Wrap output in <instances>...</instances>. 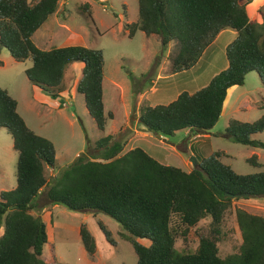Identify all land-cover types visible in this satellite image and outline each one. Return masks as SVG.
Masks as SVG:
<instances>
[{"label": "trees", "instance_id": "trees-1", "mask_svg": "<svg viewBox=\"0 0 264 264\" xmlns=\"http://www.w3.org/2000/svg\"><path fill=\"white\" fill-rule=\"evenodd\" d=\"M57 3L0 0V48L5 47L17 61L31 58V65L24 70L28 80L54 96L66 90V66L74 61L83 63L75 89L83 95L89 115L103 132L108 115L103 104L101 49L82 44L42 49L32 40L34 32L56 11ZM137 3L138 19L125 25L128 36L139 29L146 36L159 35L163 47L174 41L168 74L193 67L220 30L236 31L225 48L226 67L206 85L193 92L182 90L167 103L140 108L138 122L148 131L163 136L178 130L206 132L221 115L228 88L243 85L250 71H256L264 85V21L250 19L245 0ZM79 9L91 16L87 3ZM0 127L10 135L17 154L15 187L0 191V264L56 261L55 257H41L47 243L46 224L31 213L42 193L44 204L102 212L116 220L123 230L121 235L132 244L135 264H264V216L260 214L236 208L240 242L225 256L219 254L218 247L232 201L264 196V166L255 154L248 160L263 167L253 173L236 172L220 159V151L200 158L196 155L197 166L186 171L159 162L139 146L123 152L125 142L113 140L111 134L97 138L92 147L86 136L91 151L79 154L49 181L47 170L56 164L54 144L26 124L17 111V100L1 86ZM225 131L234 142L264 148V140L256 136L264 131V112L252 122L231 118ZM206 218L208 221L200 225ZM98 226L113 244L111 232L101 221ZM190 230L196 247L178 249L176 238L187 236ZM79 235L85 250L92 254L95 239L85 223L80 225Z\"/></svg>", "mask_w": 264, "mask_h": 264}, {"label": "rangeland", "instance_id": "rangeland-1", "mask_svg": "<svg viewBox=\"0 0 264 264\" xmlns=\"http://www.w3.org/2000/svg\"><path fill=\"white\" fill-rule=\"evenodd\" d=\"M245 1L250 9L261 7L260 12H264V0ZM84 3L88 4L91 16L80 12L79 8ZM137 19V0H58L56 11L32 35L34 43L42 49L69 45V42L101 49L104 58L103 104L108 115L103 132L97 129L89 115L83 95L75 89L83 63L74 61L66 66L64 82L67 91L54 96L28 80L24 70L31 65V58L17 61L5 47L0 48V86L17 100V111L26 124L54 144L56 164L47 170L49 181L74 162L79 154L91 151L86 136L92 147L94 141L104 134L125 142L123 152L139 146L159 162L186 171L197 166L194 163L196 155L200 158L214 151H220V159L238 173L261 170L264 148L234 142L225 131L231 118L252 122L264 112V85L256 71L248 72L244 84L233 88L229 95L231 104L224 107L222 115L206 132L178 130L171 136H159L138 122L142 106L167 103L182 90L193 92L201 84L196 73L202 74L203 71L196 70L202 67L200 65L168 74V56L175 49L174 41L163 47L159 35L146 36L139 29L133 36H128L126 23ZM225 39L224 36L218 38L209 46L203 61L216 53L222 64L226 60ZM216 67L212 60L211 64L204 66V71L207 70L204 73L208 74ZM39 94L44 96L42 100ZM256 136L264 140V131ZM253 154L263 166L253 165L248 160ZM16 159L12 139L0 127V190L15 187ZM42 195L38 196V205L31 211L42 218L47 228L48 242L42 258L52 260L55 257L54 264H135L137 256L132 244L123 238V230L116 220L102 212L72 211L61 204H44ZM238 207L264 216V196L232 201L222 226L224 237L218 242L221 256L232 252L240 242L235 217ZM99 221L111 232L113 244L106 240L98 226ZM207 221V218L203 219L199 224ZM82 223L95 239L96 248L92 254L85 250L80 239ZM190 233L191 230L187 236L176 238L178 249L196 247ZM138 241L149 243L143 238H138Z\"/></svg>", "mask_w": 264, "mask_h": 264}, {"label": "crops", "instance_id": "crops-1", "mask_svg": "<svg viewBox=\"0 0 264 264\" xmlns=\"http://www.w3.org/2000/svg\"><path fill=\"white\" fill-rule=\"evenodd\" d=\"M246 10H247V13H248L250 19H254L255 21H257L259 23L264 21L263 20L264 19V16H263L264 12H260L261 11V7H256V8L250 9L249 8V4L247 2L246 3ZM223 36L226 38L224 40L225 41L224 49H225L226 45L235 38L236 31L233 30V29H230V28H226V29L220 30V32L216 35V37L212 40V42L204 49V51H203L202 55L200 56V58L198 59L197 63L193 67H191V68H196V66L202 65V67H198V69H196V70L203 71V73L202 74H197L196 73V77L201 81V84H198V86H197V88H195V90H197L198 88L206 85L209 82L210 78L215 73L219 72L220 70H222L223 68L226 67L227 61L224 60V62H222V64H221V59L219 57H216V53L215 54L213 53L212 56H210V58L207 61H203V59H202V57H206V50H208V47L211 46L215 41H217L218 38H223ZM68 44H70V42ZM212 60H213V63L215 64V67H216V65H218V66L216 68H213V70L208 72V74H205L204 72L207 71V70L204 71V66L211 64ZM78 77H79V75H78ZM78 77H77V79H78ZM235 86H232V87L228 88V90H227V94H226V98H225L224 103H223V109H222L221 115L224 112V107H226L227 104L228 105L231 104L229 95H230L231 91L233 90V88H236ZM195 90H193V91H195ZM66 91L64 90L62 93L66 92ZM188 92H191V91H188ZM38 97H39L40 100H42L44 98V96L42 94H39ZM46 231H47V228H46ZM47 242H48V237H47Z\"/></svg>", "mask_w": 264, "mask_h": 264}, {"label": "water", "instance_id": "water-1", "mask_svg": "<svg viewBox=\"0 0 264 264\" xmlns=\"http://www.w3.org/2000/svg\"><path fill=\"white\" fill-rule=\"evenodd\" d=\"M159 136H160V134H159ZM194 163H196V161H194Z\"/></svg>", "mask_w": 264, "mask_h": 264}, {"label": "clouds", "instance_id": "clouds-1", "mask_svg": "<svg viewBox=\"0 0 264 264\" xmlns=\"http://www.w3.org/2000/svg\"><path fill=\"white\" fill-rule=\"evenodd\" d=\"M197 163V162H196Z\"/></svg>", "mask_w": 264, "mask_h": 264}]
</instances>
